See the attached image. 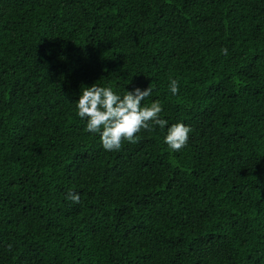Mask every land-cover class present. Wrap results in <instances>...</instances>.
Here are the masks:
<instances>
[{
    "label": "trees",
    "instance_id": "obj_1",
    "mask_svg": "<svg viewBox=\"0 0 264 264\" xmlns=\"http://www.w3.org/2000/svg\"><path fill=\"white\" fill-rule=\"evenodd\" d=\"M93 84L167 125L106 151ZM0 264H264V0H0Z\"/></svg>",
    "mask_w": 264,
    "mask_h": 264
},
{
    "label": "clouds",
    "instance_id": "obj_2",
    "mask_svg": "<svg viewBox=\"0 0 264 264\" xmlns=\"http://www.w3.org/2000/svg\"><path fill=\"white\" fill-rule=\"evenodd\" d=\"M227 55V49L221 50ZM169 90L173 95L179 91L178 81L170 78ZM152 87L142 90L135 88L121 97L110 87H100L93 84L84 87L76 102L77 115L86 120V132L99 134L100 141L106 151H118L122 141L135 143L141 130L153 131L156 126L163 129L167 121L160 118L162 106L158 101L150 106L142 107V101L152 94ZM192 129L183 123L173 124L167 129L164 143L170 151L182 150L188 142ZM67 199L79 203L78 194L69 192Z\"/></svg>",
    "mask_w": 264,
    "mask_h": 264
}]
</instances>
